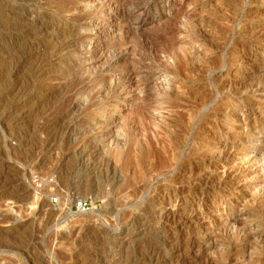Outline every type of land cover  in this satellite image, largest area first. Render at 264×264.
<instances>
[{"label": "rangeland", "instance_id": "1", "mask_svg": "<svg viewBox=\"0 0 264 264\" xmlns=\"http://www.w3.org/2000/svg\"><path fill=\"white\" fill-rule=\"evenodd\" d=\"M0 45V264H264V0H0Z\"/></svg>", "mask_w": 264, "mask_h": 264}, {"label": "bare ground", "instance_id": "2", "mask_svg": "<svg viewBox=\"0 0 264 264\" xmlns=\"http://www.w3.org/2000/svg\"><path fill=\"white\" fill-rule=\"evenodd\" d=\"M37 23H38V25H37V27H38V29H41V27L42 28H44L45 26H44V23H45V21L43 22V25H42V21H41V19H38L37 20ZM41 25V26H40ZM26 32H28V31H22L21 33H20V36H25L27 33ZM6 43V42H5ZM1 46V45H0ZM1 49V48H0ZM1 52V51H0ZM4 52H6L5 50H4ZM24 52V51H23ZM30 52V53H29ZM63 51L61 50V49H57V50H55V52H53L54 54H55V56L57 55V54H59V53H62ZM28 55H26V57H24L23 58V56H21L22 57V61L20 60V58H19V60L22 62V64H29V62L30 61H33V60H35L36 58V61L33 63V67H32V70H31V75H32V77L34 76V78H36V79H34V80H37L39 77H40V74H42V72H43V67H44V64L45 63H43L44 61V59L42 60V57L40 56V51H37V50H30L29 49V51H28ZM4 54V53H3ZM15 54V53H14ZM27 54V53H26ZM6 55V54H5ZM5 55H2V56H4L5 57ZM8 55L9 54H7L6 56L8 57ZM25 55V54H24ZM6 58V57H5ZM5 58H3V59H5ZM18 61V60H17ZM17 64V63H16ZM18 65V64H17ZM20 65V64H19ZM22 66V65H21ZM20 67V66H19ZM18 68V67H17ZM20 69V68H19ZM43 76V75H42ZM37 87H38V85H37ZM36 87V88H37ZM15 87H13V88H11V90H9V92L7 93V95H6V98L7 97H9L11 94H13L14 92H15V90L16 89H14ZM24 94H26V92H22L21 93V97H20V102L18 101V103H19V105H17V107L14 109L15 111H19L24 105H26L27 103V101L25 102L24 101V99H25V97H26V95H24ZM5 98V97H4ZM29 98V97H28ZM26 103V104H25ZM11 108V107H10ZM11 112V111H10ZM15 115V114H14ZM249 163V162H248ZM255 171V170H254ZM252 172H253V170H252ZM246 173V172H245ZM226 174H228V173H226ZM224 175V174H223ZM229 175V174H228ZM253 175V174H252ZM251 175V176H252ZM246 176H247V173H246ZM249 176V175H248ZM247 176V177H248ZM254 176V175H253ZM224 178V177H223ZM175 205H176V203H175ZM204 220V219H203ZM195 246H197V245H195ZM195 256V255H194Z\"/></svg>", "mask_w": 264, "mask_h": 264}, {"label": "built area", "instance_id": "3", "mask_svg": "<svg viewBox=\"0 0 264 264\" xmlns=\"http://www.w3.org/2000/svg\"><path fill=\"white\" fill-rule=\"evenodd\" d=\"M57 200H54V203L57 204ZM93 208H95L94 204L91 201L88 200H75L73 209H75L77 212L81 213H87L91 211Z\"/></svg>", "mask_w": 264, "mask_h": 264}]
</instances>
